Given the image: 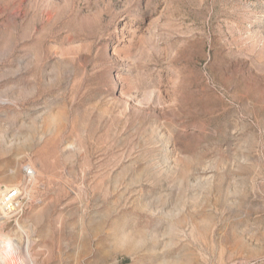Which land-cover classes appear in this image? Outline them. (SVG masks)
<instances>
[{
    "label": "rangeland",
    "instance_id": "obj_1",
    "mask_svg": "<svg viewBox=\"0 0 264 264\" xmlns=\"http://www.w3.org/2000/svg\"><path fill=\"white\" fill-rule=\"evenodd\" d=\"M1 187L0 264H264V0H0Z\"/></svg>",
    "mask_w": 264,
    "mask_h": 264
},
{
    "label": "built area",
    "instance_id": "obj_2",
    "mask_svg": "<svg viewBox=\"0 0 264 264\" xmlns=\"http://www.w3.org/2000/svg\"><path fill=\"white\" fill-rule=\"evenodd\" d=\"M26 176L31 179V177L34 175V172L31 168L26 167L24 168ZM19 188L18 187H12L10 188V191L3 196L2 202L3 204H6L7 207H15L16 209L19 207Z\"/></svg>",
    "mask_w": 264,
    "mask_h": 264
},
{
    "label": "bare ground",
    "instance_id": "obj_3",
    "mask_svg": "<svg viewBox=\"0 0 264 264\" xmlns=\"http://www.w3.org/2000/svg\"><path fill=\"white\" fill-rule=\"evenodd\" d=\"M10 191V189L6 188V187H1L0 188V211L3 214V216H6L7 214H9L11 211H14V207H7L6 204H3L2 202V198L4 195H6L8 192ZM20 192V191H19ZM11 241V240H10ZM3 243V242H2ZM11 245V244H10ZM8 246V245H7ZM12 246V245H11ZM29 246V242L27 243V247ZM19 247V246H18ZM17 247V248H18ZM10 248V246H9ZM5 250V249H4Z\"/></svg>",
    "mask_w": 264,
    "mask_h": 264
}]
</instances>
